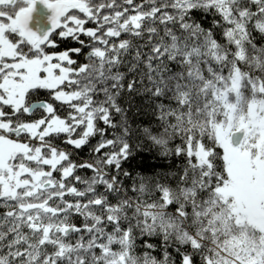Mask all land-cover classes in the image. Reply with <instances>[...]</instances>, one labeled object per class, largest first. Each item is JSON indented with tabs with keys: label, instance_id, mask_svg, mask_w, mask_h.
I'll return each instance as SVG.
<instances>
[{
	"label": "snow or ice",
	"instance_id": "obj_1",
	"mask_svg": "<svg viewBox=\"0 0 264 264\" xmlns=\"http://www.w3.org/2000/svg\"><path fill=\"white\" fill-rule=\"evenodd\" d=\"M0 264H264V0H0Z\"/></svg>",
	"mask_w": 264,
	"mask_h": 264
},
{
	"label": "trees",
	"instance_id": "obj_2",
	"mask_svg": "<svg viewBox=\"0 0 264 264\" xmlns=\"http://www.w3.org/2000/svg\"><path fill=\"white\" fill-rule=\"evenodd\" d=\"M137 163L140 164L141 166H147L148 164L153 163V161H151V160H138Z\"/></svg>",
	"mask_w": 264,
	"mask_h": 264
}]
</instances>
